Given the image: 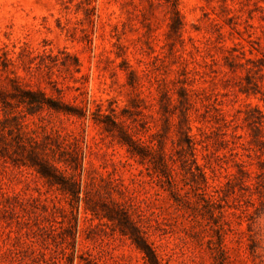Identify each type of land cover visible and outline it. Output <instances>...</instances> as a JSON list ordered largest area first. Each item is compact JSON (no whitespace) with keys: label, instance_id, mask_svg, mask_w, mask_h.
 Masks as SVG:
<instances>
[{"label":"rangeland","instance_id":"374dc122","mask_svg":"<svg viewBox=\"0 0 264 264\" xmlns=\"http://www.w3.org/2000/svg\"><path fill=\"white\" fill-rule=\"evenodd\" d=\"M12 84L85 115L0 100V264H264V0H0Z\"/></svg>","mask_w":264,"mask_h":264},{"label":"trees","instance_id":"16d2710c","mask_svg":"<svg viewBox=\"0 0 264 264\" xmlns=\"http://www.w3.org/2000/svg\"><path fill=\"white\" fill-rule=\"evenodd\" d=\"M174 13L176 14V20L179 21V15L177 9L174 7ZM13 99L18 104H22L26 113H33L44 107L52 108L54 110H61L66 113L75 114L76 116H84L85 111L79 107H71L68 105H62L60 101L53 100L47 97L41 90L23 88L19 85L12 84L11 91L0 90V100L4 104H8V100ZM94 121L101 123L104 130L116 135L123 144L127 146L128 151L132 155L145 158L148 156V149L146 146L141 145L122 127V125L116 121L110 114L101 113L98 111L91 112ZM184 142L191 156H193V142L192 138L184 131ZM27 164L32 166L49 184H58L62 189H68L69 191L76 192L77 189L74 180L66 179L56 168V166L43 156H40L37 152H31L27 155ZM192 162L197 167L194 158ZM119 229L122 233L128 234L134 244L144 253V257L148 264H161L154 249L140 234L138 229L129 222L128 218L123 215L118 219Z\"/></svg>","mask_w":264,"mask_h":264}]
</instances>
